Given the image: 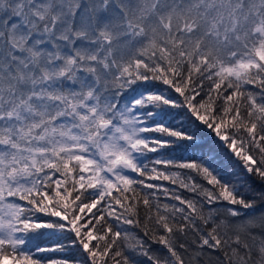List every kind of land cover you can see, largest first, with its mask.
<instances>
[{"label":"snow or ice","instance_id":"snow-or-ice-1","mask_svg":"<svg viewBox=\"0 0 264 264\" xmlns=\"http://www.w3.org/2000/svg\"><path fill=\"white\" fill-rule=\"evenodd\" d=\"M0 264H264V0H0Z\"/></svg>","mask_w":264,"mask_h":264},{"label":"trees","instance_id":"trees-1","mask_svg":"<svg viewBox=\"0 0 264 264\" xmlns=\"http://www.w3.org/2000/svg\"><path fill=\"white\" fill-rule=\"evenodd\" d=\"M186 171V170H185ZM154 183H159V184H163V185H165L166 187H168L170 190H176V191H178L179 192V194H181V195H186V196H189V197H191V193H188V192H186L185 190H183V189H180V188H177V186L176 185H172V184H170L169 182H166V181H155ZM161 202H168V203H178V202H176V201H171V200H165V198L163 197V195H161ZM141 214H143V213H141ZM129 227H131V226H129Z\"/></svg>","mask_w":264,"mask_h":264}]
</instances>
